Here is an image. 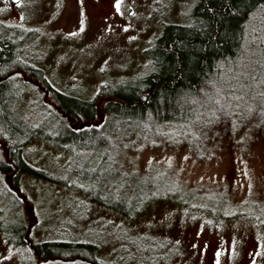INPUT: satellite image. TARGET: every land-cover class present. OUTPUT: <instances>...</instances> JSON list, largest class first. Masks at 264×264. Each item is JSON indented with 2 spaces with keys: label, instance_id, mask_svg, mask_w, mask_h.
<instances>
[{
  "label": "rangeland",
  "instance_id": "374dc122",
  "mask_svg": "<svg viewBox=\"0 0 264 264\" xmlns=\"http://www.w3.org/2000/svg\"><path fill=\"white\" fill-rule=\"evenodd\" d=\"M193 4L194 0H19L15 4L0 0V23L15 28L12 40H19L17 61L38 72L39 81L44 78L61 94L89 100L103 83L120 86L147 74L151 66L144 50L163 25L186 24ZM262 54V43L251 41L246 57ZM237 71L240 75L229 83L245 91L246 72ZM28 77L23 75L26 82L16 79L7 84L8 96L18 114L44 123L50 132L59 118L51 110L41 112L35 93L40 92L44 102L56 109L42 96V83ZM239 102L232 103L236 109L245 104L244 99ZM258 107L262 110L254 106L251 118L242 111L235 126L201 130L207 138L190 141L200 146L203 140L206 146L195 151L187 143L174 146L161 141L141 150L124 148L111 153L113 167L121 162L125 171L154 173L157 183L164 186L165 182L168 190L177 193L175 198L148 203L132 217L92 200L89 191L82 189L89 182V172L85 179H74L77 187L28 173L10 184L7 177L14 178L15 172L4 174L0 195L9 197L4 205L11 210L13 226L30 228L27 244L82 242L93 244L96 252L82 250V258L72 257L68 262L44 261L25 242L14 247L0 231V264H23V260L91 264L89 254H97L101 264H264V126ZM103 118L96 115L92 123ZM76 124L72 120L68 125ZM54 134L62 139L58 131ZM67 152L33 138L24 146L22 157L62 179L66 174L61 167L68 161H80V167L88 165L91 170L97 163L98 156L86 163L83 153L72 157ZM7 154L0 142V161L9 163ZM11 185L18 191L11 190ZM12 194L21 199V208H13ZM26 206L32 208L31 213Z\"/></svg>",
  "mask_w": 264,
  "mask_h": 264
},
{
  "label": "trees",
  "instance_id": "16d2710c",
  "mask_svg": "<svg viewBox=\"0 0 264 264\" xmlns=\"http://www.w3.org/2000/svg\"><path fill=\"white\" fill-rule=\"evenodd\" d=\"M14 29L0 23V142L7 148L10 161H0V178L10 172H15L16 178L28 173L77 187L74 179H85L89 172V182L82 189L89 191L92 200L132 217L148 203L161 197L175 198L177 193L168 190L165 182L164 186L157 183L160 181L154 173L151 176L125 171L121 162L113 167L109 160L111 153H119L124 148L141 150L147 144L157 145L161 141L174 146L187 143L195 151L201 145L206 146L203 140L200 146L190 141L199 136L207 138V133L202 135L201 130L218 125L235 126L241 112L248 114L244 117L251 118L256 105L262 106V110L259 107L257 110L264 126V0H194L190 20L182 25H163L144 50L151 66L147 74L136 82L120 86L103 83L89 100L61 94L44 78L39 81L38 72L19 63V40H12L16 33ZM251 41L262 43V57H246ZM237 69L246 72L245 91L235 83H229L234 76L240 75ZM23 75L42 83L45 101L58 106L78 125L82 124L81 120L86 124L74 130L44 102L40 92L35 96L41 112L51 110L59 118L53 130L47 132L44 123L23 118L7 93V84L16 79L24 82ZM241 94L243 97L238 99ZM240 99H244L245 104L236 109L232 103H241ZM253 99H257L258 104H249ZM96 115L104 118L94 124ZM56 131L62 139L57 138ZM33 138L44 139L58 149L68 151L72 157L83 153L86 163L98 156L97 163L91 170L88 165L80 167V161L77 164L68 161L61 167L65 178H58L23 159L22 150ZM65 142L76 151H69ZM13 197L16 204L13 208H21V200ZM7 198L6 194L0 195V231L10 238L14 247H18L24 243L22 237L28 228L20 224L13 226L11 210L4 205ZM34 249L41 260L62 262H68L72 257L82 258V250L96 252L93 244L82 242L48 241ZM99 258L97 254L88 256L91 264H101ZM23 261V264L32 263V260Z\"/></svg>",
  "mask_w": 264,
  "mask_h": 264
},
{
  "label": "flooded vegetation",
  "instance_id": "af4514ba",
  "mask_svg": "<svg viewBox=\"0 0 264 264\" xmlns=\"http://www.w3.org/2000/svg\"><path fill=\"white\" fill-rule=\"evenodd\" d=\"M42 88V87H41ZM53 105V107H55V109H56V111L59 113V115L62 117V118H64L66 121H67V123L70 125V122L72 121V120H74L73 118H71L69 115H67V114H65L64 112H62V111H60V108L58 107V106H56V105H54V104H52ZM77 124L76 125H74V126H71L74 130H76L77 128H78V122L76 121V120H74ZM81 125V124H80ZM79 125V126H80ZM8 155V154H7ZM6 174V173H5ZM7 179H8V181H9V183L11 184V183H13V181H14V183L17 181V178L16 177H14V178H12V176H8L7 177ZM10 189L11 190H15V191H18V188L17 187H15V186H13V185H11L10 186ZM17 198H19V196H17ZM21 200V199H20ZM22 239L24 240V242H25V244H26V246L28 247V244H27V238H26V233L23 235V237H22ZM32 251H33V253L36 255V253H35V249H33V248H35V246L33 245V248H31V247H29ZM38 259H40L39 257H38Z\"/></svg>",
  "mask_w": 264,
  "mask_h": 264
},
{
  "label": "water",
  "instance_id": "95a60500",
  "mask_svg": "<svg viewBox=\"0 0 264 264\" xmlns=\"http://www.w3.org/2000/svg\"><path fill=\"white\" fill-rule=\"evenodd\" d=\"M12 4L17 3L19 0H9ZM26 210L29 211L30 213L32 212V208L30 206H26ZM29 229L26 232V238L28 237ZM28 247L33 248V244L31 242L28 243ZM34 249V248H33Z\"/></svg>",
  "mask_w": 264,
  "mask_h": 264
},
{
  "label": "snow or ice",
  "instance_id": "6c2138e0",
  "mask_svg": "<svg viewBox=\"0 0 264 264\" xmlns=\"http://www.w3.org/2000/svg\"><path fill=\"white\" fill-rule=\"evenodd\" d=\"M217 255H219V253H217Z\"/></svg>",
  "mask_w": 264,
  "mask_h": 264
}]
</instances>
